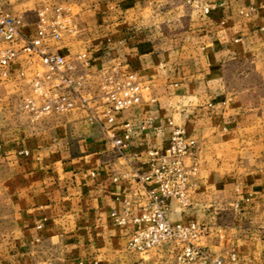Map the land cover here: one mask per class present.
Segmentation results:
<instances>
[{
    "label": "crops",
    "instance_id": "obj_1",
    "mask_svg": "<svg viewBox=\"0 0 264 264\" xmlns=\"http://www.w3.org/2000/svg\"><path fill=\"white\" fill-rule=\"evenodd\" d=\"M73 15L81 33L58 50L88 52L92 90L105 67L136 73L143 102L113 122L78 111L32 120L27 83L0 70V264H169L164 249L127 245L146 154L176 127L197 139L199 171L169 218L205 226L217 254L264 264V0H83Z\"/></svg>",
    "mask_w": 264,
    "mask_h": 264
},
{
    "label": "built area",
    "instance_id": "obj_2",
    "mask_svg": "<svg viewBox=\"0 0 264 264\" xmlns=\"http://www.w3.org/2000/svg\"><path fill=\"white\" fill-rule=\"evenodd\" d=\"M27 24L0 0V70L6 78L27 83L21 108L32 120L78 111L90 122L100 117L113 122L116 113L143 102L146 86L136 73L105 67L99 71L98 88L92 90L88 52L65 55L58 50L65 36L79 35L82 30L70 7L45 4L37 11L33 32L25 31ZM125 126L121 136L111 135L116 147H124L130 139L129 124ZM197 147L196 138L176 127L166 148L147 152L148 169L139 176L146 201L142 214L134 218L136 229L127 247L144 255L164 249L169 264H239L236 252L224 256L208 247L205 226L196 221L175 222L168 216L172 200L188 205L192 178L199 171ZM125 213L129 214V202ZM114 216L116 223H125L126 217ZM137 264L149 263L142 259Z\"/></svg>",
    "mask_w": 264,
    "mask_h": 264
},
{
    "label": "rangeland",
    "instance_id": "obj_3",
    "mask_svg": "<svg viewBox=\"0 0 264 264\" xmlns=\"http://www.w3.org/2000/svg\"><path fill=\"white\" fill-rule=\"evenodd\" d=\"M3 1H4V6L7 10H9L14 15L22 16L25 19V21L28 23L27 27H31L30 32H33L35 28L34 23L37 19V11L45 4L52 3V4H60L66 7H70V9H72V13L77 16V14L79 13L80 5L83 2V0H3ZM67 36H76V35H67ZM61 43L62 41L59 42L58 45H61ZM14 98L16 99L15 101H17V103H19L20 105L19 97L15 95Z\"/></svg>",
    "mask_w": 264,
    "mask_h": 264
}]
</instances>
